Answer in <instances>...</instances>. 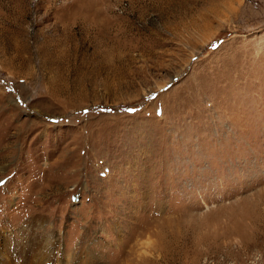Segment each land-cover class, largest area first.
I'll return each instance as SVG.
<instances>
[{
	"label": "rangeland",
	"instance_id": "374dc122",
	"mask_svg": "<svg viewBox=\"0 0 264 264\" xmlns=\"http://www.w3.org/2000/svg\"><path fill=\"white\" fill-rule=\"evenodd\" d=\"M0 181V264H264V0H0Z\"/></svg>",
	"mask_w": 264,
	"mask_h": 264
},
{
	"label": "bare ground",
	"instance_id": "6f19581e",
	"mask_svg": "<svg viewBox=\"0 0 264 264\" xmlns=\"http://www.w3.org/2000/svg\"><path fill=\"white\" fill-rule=\"evenodd\" d=\"M49 247V246H48ZM46 248L44 253H38V254H31V259L27 262V264H49V262L52 261V255H53V250H50L49 248ZM18 256L23 257V252L21 251H15ZM50 257L49 259H47Z\"/></svg>",
	"mask_w": 264,
	"mask_h": 264
},
{
	"label": "snow or ice",
	"instance_id": "6c2138e0",
	"mask_svg": "<svg viewBox=\"0 0 264 264\" xmlns=\"http://www.w3.org/2000/svg\"><path fill=\"white\" fill-rule=\"evenodd\" d=\"M213 47H216V45L215 44H213ZM128 111H134V109H131V108H129V109H127ZM109 111H110V109H109ZM85 112H87V109L85 110ZM3 183V181H0V184H2Z\"/></svg>",
	"mask_w": 264,
	"mask_h": 264
}]
</instances>
